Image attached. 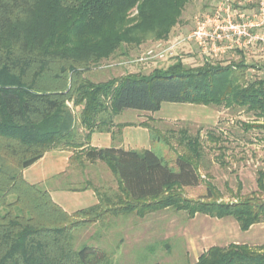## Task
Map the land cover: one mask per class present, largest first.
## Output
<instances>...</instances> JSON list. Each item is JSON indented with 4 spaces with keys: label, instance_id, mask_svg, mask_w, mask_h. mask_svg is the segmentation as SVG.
I'll use <instances>...</instances> for the list:
<instances>
[{
    "label": "trees",
    "instance_id": "trees-1",
    "mask_svg": "<svg viewBox=\"0 0 264 264\" xmlns=\"http://www.w3.org/2000/svg\"><path fill=\"white\" fill-rule=\"evenodd\" d=\"M189 1L0 0V179L7 181L2 192L12 189L16 196L0 212V264L105 260L98 247L74 250L70 245L71 229L86 223L85 218H73L97 211L101 198L91 207L68 213L45 189L22 176L23 169L56 147L79 148L77 156L109 167L125 198L123 202L118 197L116 206L107 211L174 207L189 217L232 216L243 231L264 222L263 169L256 172V190L242 200L204 202L170 192L198 185L192 161L200 158L198 138L187 139L184 147L191 156L185 152L176 157L174 166L150 148L85 146L90 133L104 129L113 114L125 109L154 112L163 102L231 104L264 117V80L240 84L229 64L207 59L190 66L179 56L165 68L98 83L81 76L89 65L108 59L124 44L167 39ZM69 102L80 107L84 145L76 141L80 133ZM141 125L152 140L158 139L147 124ZM193 264H264V250L237 243L212 246Z\"/></svg>",
    "mask_w": 264,
    "mask_h": 264
},
{
    "label": "rangeland",
    "instance_id": "rangeland-1",
    "mask_svg": "<svg viewBox=\"0 0 264 264\" xmlns=\"http://www.w3.org/2000/svg\"><path fill=\"white\" fill-rule=\"evenodd\" d=\"M224 1L232 3L235 9L254 11L256 7L254 0H190L180 22L172 28L167 39L147 40L139 45L124 44L108 59L89 65L81 76L98 83L131 73H149L156 67H167L181 56L183 62L190 66L200 65L205 59L229 64L243 85L252 80H264V50L258 44L214 56L180 41L195 28L196 17L212 14ZM149 50L154 53L149 54ZM158 52L162 54L154 56ZM241 62L245 65L239 66ZM68 105L80 133L76 141L84 145L86 129L79 121L80 107L75 108L71 102ZM116 119L120 123L147 124L158 138L151 139V149L172 166L176 157L187 152L184 147L187 139L198 138L202 156L192 158V161L199 174V183L175 187L171 193L204 202H230L242 200L256 190V172L264 170V117L257 118L245 107L224 103L163 102L157 111L125 109ZM66 149L72 151L71 166L74 169L71 168V172L86 174L89 185L97 190L102 200L97 211L73 218V221L85 218L86 223L71 229L72 249L79 250L84 245L98 247L105 252L103 264H193L210 247H226L230 243L246 244L254 251L264 250V222L255 223L243 231L232 216L214 217L197 213L189 217L186 211L174 207L107 211L116 206L118 197L124 202L116 177L106 164L85 165L87 160L77 156L79 148ZM13 170L17 171L14 167ZM69 180L63 181V185H70ZM6 183V179H0L2 213L16 198L12 189L10 193L2 192ZM85 183L87 181H74L71 186L83 187ZM10 210L17 212L16 207Z\"/></svg>",
    "mask_w": 264,
    "mask_h": 264
},
{
    "label": "crops",
    "instance_id": "crops-1",
    "mask_svg": "<svg viewBox=\"0 0 264 264\" xmlns=\"http://www.w3.org/2000/svg\"><path fill=\"white\" fill-rule=\"evenodd\" d=\"M185 44L195 45L192 42ZM229 51V50H228ZM203 53V52H202ZM210 54V53H209ZM123 111L111 116V121L102 130H94L90 133L85 146L108 147L115 146L125 150L129 149H151V138L149 131L141 124H131V121L117 122L116 117ZM72 151L66 148H54L44 153L42 157L22 170V176L30 184L44 186L52 200L63 210L73 213L79 209L88 208L98 203L97 190L89 185L87 175L72 173L71 168ZM202 153H200V158ZM172 162V161H170ZM102 164L104 162L85 161V165ZM171 165V163H169ZM74 169V168H73ZM68 175V177H67ZM69 180L70 185H63V181ZM117 179V178H116ZM87 181L80 189L71 186L74 181ZM118 181V180H117ZM45 184V185H44ZM74 184V183H73ZM181 186L180 188H183ZM250 228V227H249ZM248 230V229H247Z\"/></svg>",
    "mask_w": 264,
    "mask_h": 264
},
{
    "label": "built area",
    "instance_id": "built-area-1",
    "mask_svg": "<svg viewBox=\"0 0 264 264\" xmlns=\"http://www.w3.org/2000/svg\"><path fill=\"white\" fill-rule=\"evenodd\" d=\"M254 2V11L235 9L230 2H220L212 14L196 17L195 28L180 41L195 43L204 54L214 56L234 48L246 49L254 43L264 50V0Z\"/></svg>",
    "mask_w": 264,
    "mask_h": 264
}]
</instances>
